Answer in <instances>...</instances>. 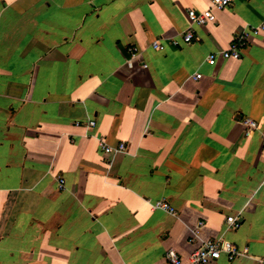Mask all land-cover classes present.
I'll return each mask as SVG.
<instances>
[{"label": "crops", "instance_id": "crops-1", "mask_svg": "<svg viewBox=\"0 0 264 264\" xmlns=\"http://www.w3.org/2000/svg\"><path fill=\"white\" fill-rule=\"evenodd\" d=\"M210 7L0 0V264L187 262L218 238L240 255L215 264H264V0L169 43ZM240 35L239 60L208 63Z\"/></svg>", "mask_w": 264, "mask_h": 264}, {"label": "built area", "instance_id": "built-area-1", "mask_svg": "<svg viewBox=\"0 0 264 264\" xmlns=\"http://www.w3.org/2000/svg\"><path fill=\"white\" fill-rule=\"evenodd\" d=\"M236 0H211V7L207 8L205 10H196V9H191L189 10L188 16L190 19L191 26L186 30L183 40L180 41H175L171 40L169 43L173 45H178L186 43L190 44L195 40V29L194 25H199V26H204L208 23H213L216 21V15L213 12V8H218V9H225L231 6ZM264 29V24L258 26L255 28L256 31H260ZM246 36L245 35H240L234 39L232 42L231 46L226 49L220 51V53H211L208 56V63L211 65H215L218 62V57L219 55L225 59H232V60H239L242 57L243 50L245 49L246 46ZM153 46L156 49H160L162 47V44L160 43L159 40L155 41L153 43ZM140 52L139 47H133L132 48V55L136 56ZM196 77L200 78L201 74L196 75ZM245 124L247 126L246 134L251 135L253 131L258 130L259 125L256 121L247 118L245 120ZM89 127H95L96 122L94 120L89 122ZM263 142H264V133L262 134ZM102 143V149L106 152H115V151H125L126 150V145L121 144L118 148H114L110 146L107 143L106 139H103L101 141ZM64 186V179L61 180V187ZM156 208L164 209V210H169L174 212L175 209L172 208L170 203L167 200H159L154 203ZM226 223L229 228L232 229H238L241 226V222L236 216H228ZM204 225V223H200L198 228L196 229V234L200 233L201 227ZM194 238L192 239V241ZM226 256L228 261H233L235 260L239 255V251L237 247L234 245V243L230 241H226L223 239H213L209 241H205L201 243L199 247L189 256V259L187 262H185L182 258V256L178 253L177 250L175 249H169L166 252V264H215L222 256Z\"/></svg>", "mask_w": 264, "mask_h": 264}]
</instances>
